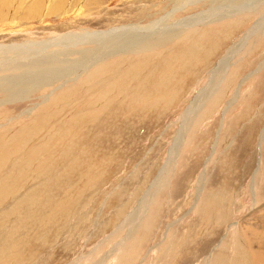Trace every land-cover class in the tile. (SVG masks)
Returning <instances> with one entry per match:
<instances>
[{"label": "rangeland", "instance_id": "1", "mask_svg": "<svg viewBox=\"0 0 264 264\" xmlns=\"http://www.w3.org/2000/svg\"><path fill=\"white\" fill-rule=\"evenodd\" d=\"M244 1L253 0H204L169 21ZM175 7L0 0V44L35 43L31 55L43 45L55 74L38 78L12 62L0 71V264H264V25L215 84L220 60L264 16V0L254 12L152 32L156 41L135 44V53L126 44L111 50L113 40H59L156 21L162 28ZM67 72L69 81H52ZM23 85L38 88L27 100L7 98ZM177 138L176 162L164 172Z\"/></svg>", "mask_w": 264, "mask_h": 264}, {"label": "bare ground", "instance_id": "2", "mask_svg": "<svg viewBox=\"0 0 264 264\" xmlns=\"http://www.w3.org/2000/svg\"><path fill=\"white\" fill-rule=\"evenodd\" d=\"M202 1L204 0H174V4H176V7H175V10H173L170 14H168L166 17H167V23H169L168 26H166L165 24L162 26V28H160L158 26V23L160 24V21L159 22H151L149 23L148 25L146 26H141V25H130V26H125V27H120V28H114L108 32H98V33H91V34H72V35H69V36H63L61 38H59V40H64L66 41V43L64 44H85V43H91V42H101V45L103 43H105L106 41H108L110 44L112 41L110 40H113L112 42V46H111V50H114V49H118L119 47H117V45H122V44H126V46L128 48H130L131 52L135 51V50H132L134 49L133 47L136 46L135 44L139 43L140 42V45L143 44L144 42L147 43L146 41L147 40H153V41H156L155 37H151L152 35V32H168V31H178L177 33H179V30L181 28H188L189 26H193L195 24H205V23H208V22H215L216 20H220V19H224V18H227V17H231L233 15H237V14H242L244 12H254L256 9H255V0L253 1H248L247 3H242V5H235L236 3H232L229 7H227L226 9H223V7H218L217 9H215L212 13L209 12H205V13H200V14H197V15H193V16H189V17H185L181 20H178L177 22H170L169 21V18L172 17L174 14H176L178 11L177 10H181L184 8H187L188 6H191V5H194V4H200ZM213 1V4L216 3V4H220L222 1L224 0H212ZM226 6V5H225ZM257 7V5H256ZM224 14H226V17H224ZM227 14L229 16H227ZM231 14V15H230ZM223 16V17H222ZM214 17H218L219 19H215ZM163 21V20H162ZM166 21V20H165ZM264 25V16L260 19L259 22L256 23V25L254 24L252 26V28L243 36V38L237 43L235 44L231 50L229 49L228 53L226 54V56H224L220 62L218 63V67L216 68L218 71H220V75L218 73V76H220L217 80V83L215 82V84L219 85V83L221 82V80L224 78V76L227 74V71L230 67V62L232 61V58L234 57V55L236 56V54L239 52L238 50L245 44V42L247 41V39L250 38V36L253 35V33L258 30V29H261ZM150 31V32H149ZM163 33V32H162ZM154 34V33H153ZM176 34V33H175ZM156 35V34H155ZM131 36H136V37H131ZM147 36V39H145V37ZM167 36V35H166ZM165 36V37H166ZM172 37V36H171ZM174 37V36H173ZM150 38V39H149ZM152 38V39H151ZM145 39V40H144ZM163 39V37H162ZM144 40V41H143ZM159 41V40H158ZM58 42V41H57ZM142 42V43H141ZM158 43V42H157ZM28 44V45H27ZM30 44V45H29ZM63 44V45H64ZM106 44V43H105ZM156 44V43H155ZM155 44H153L152 46H154ZM159 44V43H158ZM138 45V44H137ZM43 45H41L42 47ZM103 46V45H102ZM139 46V45H138ZM37 48V55H32L30 54V52L32 50H36L34 48L35 47V43H32V42H25L23 44H14V45H11V46H8V45H4V44H0V71L2 69L4 70H7L6 67H8V62H12V63H15L17 65H20V67H23L25 68V70L28 72L32 69L35 68V75L37 76L38 73L41 72V74H39V76H41L43 73L42 72H46L42 78L46 79L47 76L49 75L48 79L47 80H51L52 78H50V75H52V71L54 70L53 68L50 69L52 67V65H54L52 62V58L48 59L46 58L45 56H43L42 54L39 53V51L41 50H44L42 48ZM49 47V46H48ZM96 47V46H95ZM125 47V46H124ZM140 47V46H139ZM144 48V46H142ZM141 47V48H142ZM47 48V47H46ZM45 48V49H46ZM121 48V47H120ZM127 48V49H128ZM138 48V47H137ZM140 48V49H141ZM125 49V48H124ZM31 50V51H30ZM101 50V49H99ZM143 49L139 50L138 48V51H142ZM45 51V50H44ZM127 51V50H126ZM129 51V50H128ZM136 50V52H138ZM33 52V51H32ZM97 52V51H95ZM94 52V53H95ZM102 52V51H100ZM123 52V51H122ZM98 53V52H97ZM125 53V52H123ZM135 53V52H134ZM109 54V53H108ZM91 55V53L89 54ZM94 54H92L93 56ZM98 57H96L95 59H93L92 57V61H89V63H87V65L85 66V68H82L80 70H78V75L75 77V78H70V80H76L78 78L79 75H81L82 73L86 72L88 70V67H91L93 64H96V62L99 60V54H97ZM96 55V56H97ZM107 55V53H106ZM116 55V54H115ZM51 57V56H50ZM55 57V56H54ZM101 57V55H100ZM106 57V56H105ZM109 58V57H108ZM52 59V60H51ZM57 59H55L56 61ZM54 61V62H55ZM87 61V60H85ZM40 62H43L44 66L45 67H42L40 70H39V67H40ZM58 62V61H57ZM8 63L6 65V67H4V65ZM52 63V65H51ZM60 63V62H59ZM84 62H80V63H76L77 64H80V66H82ZM85 65V64H84ZM83 65V66H84ZM78 66V65H77ZM67 70V69H66ZM63 71V70H62ZM213 71V70H212ZM66 72V71H65ZM49 73V74H48ZM63 73V72H61ZM60 73V77L57 78V79H54L52 81H55V80H58L60 81V79H68L69 81V77L74 73H64V74H61ZM48 74V75H46ZM55 76V74H53ZM38 77V76H37ZM52 77V76H51ZM39 78V77H38ZM215 78V77H214ZM11 79V78H9ZM7 79V80H9ZM43 79V80H44ZM215 80V79H214ZM213 80V82H214ZM14 81V80H12ZM45 81V80H44ZM51 82H46L45 84H53ZM68 81L64 82L63 84H61L59 87L63 86L64 84H66ZM32 82V81H31ZM34 82V81H33ZM43 84V83H42ZM212 84V83H211ZM17 85V84H15ZM13 85V86H15ZM36 86V85H35ZM40 86V85H39ZM20 87V86H19ZM37 87V86H36ZM34 87L33 85H27V86H24L23 85V88H9L10 90H12L11 92L8 93V96L7 98H15L17 97L19 94H21L20 96H23L25 97V99L27 100L32 94L33 92L38 88ZM213 87V86H212ZM58 88V87H57ZM56 88V89H57ZM213 88H216L215 86ZM213 88L210 89L209 87V90L208 89H205L203 92H201V94L197 97V99L191 104V106L188 108V110L186 111V113L184 114V116L182 117V121L185 122L186 119H188V117H190L192 114L194 115V112L197 111L198 109V105L200 104L199 107H201V105L203 104L202 101L205 100V98H208L209 96H211V92L214 90ZM23 93V94H22ZM21 98V97H19ZM18 99V98H17ZM24 99V98H23ZM45 99V98H44ZM5 103V102H4ZM198 115V114H197ZM193 118V117H192ZM194 119V118H193ZM193 121V120H192ZM189 122V121H188ZM191 123V122H189ZM184 124V123H183ZM187 124V123H186ZM185 129V128H184ZM187 133V132H186ZM183 135V134H182ZM183 137V136H182ZM181 137V138H182ZM264 137V131L262 132V136H261V139ZM184 138V137H183ZM182 140L184 139H180V138H177V140H175L173 146L170 148V151H169V156H168V160L165 164V167L163 169V171L165 172V170L167 168L171 169V167L174 166L175 162H176V159H177V155H176V152L179 148V146L181 145L182 143ZM182 147V146H181ZM180 150V149H179ZM167 173V171H166ZM162 175V174H161ZM162 180V179H161ZM159 178L157 180H155L153 182V184L151 185V187L148 189V193L146 194V199L149 198V202L146 204V205H142L144 209H142L140 212H138V220L142 218V215L145 214V212L147 211V207L150 203V200L153 198L154 196V193L150 192V190L152 188L155 187V189L159 186ZM162 184V183H161ZM161 189V188H160ZM253 189V188H252ZM145 199V200H146ZM153 200V199H152ZM151 200V201H152ZM144 202V200H143ZM137 218V217H136ZM136 222V221H135Z\"/></svg>", "mask_w": 264, "mask_h": 264}]
</instances>
